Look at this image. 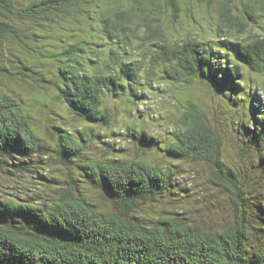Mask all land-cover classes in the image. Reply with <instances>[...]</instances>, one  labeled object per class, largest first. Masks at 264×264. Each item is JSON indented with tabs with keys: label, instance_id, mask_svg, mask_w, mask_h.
Wrapping results in <instances>:
<instances>
[{
	"label": "trees",
	"instance_id": "16d2710c",
	"mask_svg": "<svg viewBox=\"0 0 264 264\" xmlns=\"http://www.w3.org/2000/svg\"><path fill=\"white\" fill-rule=\"evenodd\" d=\"M88 1L0 0V78L47 82L55 89L53 99L83 122L76 130L57 127L58 133L44 142L33 126L24 94L0 83V165L6 166L2 174L17 185V190L7 192L0 184V264H264V193L259 191L258 203L263 208L258 211L254 188L246 190L243 167L234 169L224 161L221 136L197 103L187 102L178 124L169 127L168 141L152 136L142 126L119 132L124 143L133 139L146 148L165 143L158 148L173 160L169 166L159 167L143 159L97 160L86 154L94 136L105 137L103 131L95 134L96 128H111L115 123L116 112L105 103L106 96L119 98L129 91L131 97L142 99L160 82L192 84L200 78L219 83L230 99H243L234 91L239 89L242 75L246 71L264 75V33L250 32L238 39L222 34L214 41L194 36L179 42L166 35L158 18L151 20L161 0H134L144 21L139 24L134 21L137 8L104 9L95 20ZM164 2L174 22L181 11L179 1ZM244 7L251 23L225 7L221 26L244 33L257 23V5L250 1ZM261 8L264 10V2ZM90 20H95L92 28L95 23L102 26L109 47L98 50L86 41L61 39L66 46L48 56L57 65L50 77L23 57L4 54L3 49L13 44L24 54L46 58L31 46L34 38L47 37L57 26L72 32L69 29ZM219 42L229 46L221 47ZM222 54L227 58L223 60ZM240 103L248 107L245 101ZM250 104L251 115L246 118L245 113L233 130L244 151H264V107L254 111V103ZM142 109L144 113L145 107ZM186 162L214 166L211 183L216 194L209 192L212 201L207 203L220 218L226 196L236 213L234 222L224 224L217 217L216 222L205 219L206 225L215 223L214 229L204 226V202L199 205L194 200L196 206L190 205L193 193L180 182L184 173L180 164ZM54 164H60L63 172L59 168L61 172L53 174ZM259 164L264 184V156ZM251 167L259 168L254 162ZM27 175L28 181L13 179ZM32 181L52 186L49 191L54 193L44 195L30 189ZM79 183L98 190L110 200L112 209L100 211L92 193L83 192ZM157 205H167V209L146 218ZM218 224L222 227H216Z\"/></svg>",
	"mask_w": 264,
	"mask_h": 264
},
{
	"label": "rangeland",
	"instance_id": "374dc122",
	"mask_svg": "<svg viewBox=\"0 0 264 264\" xmlns=\"http://www.w3.org/2000/svg\"><path fill=\"white\" fill-rule=\"evenodd\" d=\"M142 1L146 3L149 0ZM178 1L181 11L179 17L174 22H171L172 18L169 16V14H171L170 8L169 6L165 7L164 0H161L160 5L158 4L159 7L154 9V14L151 16V20L156 18L159 19L163 24L166 35L170 39H176L181 42L186 40L187 37L196 36L202 41H214L215 39L218 40L217 37H219V35L223 36L222 34H225L224 36L229 39H238L246 37L250 32L264 33V10L261 8L264 0ZM250 1L258 7V11L256 12L257 23L254 22L252 25H249L244 30V33L239 32L237 28L228 30L226 27L221 26L222 12L225 7H227L228 10L231 9L234 16L240 17L241 20L251 23L244 9L245 4ZM87 4L89 6L91 5L92 11L90 15H92L95 20L104 9L129 11L137 8V15L135 16L134 21L136 24L144 22L143 19L138 16L140 13L139 6L135 4L134 0H96L95 2L89 0ZM96 4H100L101 7L95 6ZM77 17L80 18L81 16ZM95 20L86 21L87 24L82 23L76 26L73 30L69 29L72 32L64 31L60 26H57L58 28L54 27L51 29L47 37L34 38V42H31V46L36 51L42 52L47 56L46 58H37L24 54L17 45L13 44H9L6 49H3L4 54L9 58H11L13 54L18 57H23L26 62L34 65L36 70H41L45 76L50 77L53 75L51 72H56L57 65L55 61L48 56H50V51L53 52L66 46L62 45L63 42L60 41L61 39L62 41H69L72 38H75V41H86L98 50H103V48L109 47L110 41H108V38L104 35L102 26L99 25V23H95L94 28L91 27V24ZM45 29H47V27H43L42 30ZM220 30L225 31L221 33ZM36 32L40 34V36L43 35V32L35 29V33ZM221 40L223 41V39ZM219 43L221 47H224V45L229 46L228 44ZM93 44L101 46L102 48L95 47ZM85 55L87 56V54ZM222 57L224 60L227 58V55L222 54ZM1 59L4 61L7 60L4 57H1ZM27 81L29 82L21 83L18 81L19 83H17L6 77L0 78V83L7 85L10 89L15 90L16 92L21 91L24 94V101L28 107L27 111L30 113L33 126L37 133L43 138L44 142H50L54 133H58L57 127L67 130H76L82 126L83 122L76 119V116L70 108L53 99L55 89L50 84L47 82L37 84L29 79ZM163 90L165 91L163 92ZM149 91L150 92L147 94L150 96H146L142 99L131 97L129 91H126L119 98L106 96L105 103H107V105L110 104L114 108L116 112V120L111 128H96L95 134L103 131L105 137H93L92 143L87 145V156L93 159L96 158L97 160H102L108 157H119L127 159L129 162L143 159L144 161L159 167L165 165L169 166L173 160L167 157L161 151V148H158L161 147V145L164 146L165 143H160L158 147L154 148L140 146V144L133 139L131 142H128L127 139L124 143L123 137H121L119 132L128 126L136 129L145 128L152 136H156L163 141H168L171 137V132L168 133V131H170L169 127L173 124H178L181 116L185 112L184 108L187 106V102L193 101L199 105L207 121L211 123L213 128L218 131L221 136L222 156L224 157V161L227 163L230 162L234 169H239L240 166L243 167L248 181V183H246V190L250 192L252 188H254V190H252V197H255L254 200H257L255 208L258 211H261L263 205H259L258 197L259 191L264 193V184L260 181L262 166L259 163L260 161L262 162L264 151H256L253 149L250 152L244 151L243 149L245 147L240 142L239 136L234 132L233 128L243 121L245 113L246 118L251 115V101L254 103V111H256L257 107H264V75H256L251 71H246V73L242 75L239 89L234 91L237 95H240L243 98L240 100L245 101V104L248 105V107L244 108L239 99H230L226 92L222 91V86L219 83L206 79H196L192 84L163 81L155 84L154 89ZM245 92H249L250 96L244 94ZM253 96L258 98L260 103H256V101L251 98ZM37 99H41L42 103L35 102ZM137 106L140 107L137 108ZM142 107H145L144 113L140 112L143 110ZM262 138L264 144V132ZM56 158L57 157L54 154V159ZM252 162L259 166L258 170H254L251 167ZM180 165L184 172L180 178V182L182 185H186L191 190V193H193L190 205L196 206L198 203L197 200L200 202L199 205L202 204L201 202H204V209L202 210L204 226L206 228L214 229L215 223L213 222L218 220L217 217L219 214H213L210 211L213 209L212 206L207 203L209 200L212 201V196H210L209 192L216 194L215 188L211 183L214 176V166L207 162H186L181 163ZM59 168H61L63 172V167L60 164H54L51 172L53 174H58L61 172ZM2 171H6V166L0 165V184L5 186L7 192H14L17 190V185L10 181L11 177L2 174ZM28 177L29 175L24 179H21L20 177H14L13 179L18 180L21 183L28 181V179H26ZM28 185L30 186V189H37L39 193H43L44 195L46 192H49L50 194L54 193V190L49 191L52 188V186L49 185L36 184L35 181L28 183ZM78 186L79 188H83V192L92 193L91 199H95L94 204L99 206L100 211H109L112 209V203L110 200L101 196L98 190L89 187L85 183H79ZM203 197L204 200H202ZM223 198V213L222 217L218 218L221 223L229 224L234 222L236 213L232 205L227 201L228 198L226 196ZM194 200H196L197 203H195ZM207 205L210 207L209 209H207ZM166 207L167 205L155 206V212L150 213L146 218L151 217V215L156 216L157 212H159L156 210L167 209ZM195 215L197 217L201 216L199 214ZM205 219L207 221H212L213 219L214 221L211 225H206ZM216 227L221 228L222 225L218 224Z\"/></svg>",
	"mask_w": 264,
	"mask_h": 264
}]
</instances>
